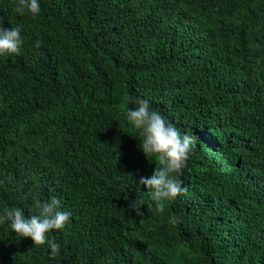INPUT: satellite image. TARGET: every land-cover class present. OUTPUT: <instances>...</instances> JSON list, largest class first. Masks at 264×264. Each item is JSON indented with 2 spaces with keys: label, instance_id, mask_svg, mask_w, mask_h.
Here are the masks:
<instances>
[{
  "label": "trees",
  "instance_id": "16d2710c",
  "mask_svg": "<svg viewBox=\"0 0 264 264\" xmlns=\"http://www.w3.org/2000/svg\"><path fill=\"white\" fill-rule=\"evenodd\" d=\"M15 4L0 0L25 41L0 57V210L56 196L72 215L54 259L0 224V264H264V0ZM140 98L197 137L163 214L137 183L159 163L124 120Z\"/></svg>",
  "mask_w": 264,
  "mask_h": 264
},
{
  "label": "clouds",
  "instance_id": "9594fccd",
  "mask_svg": "<svg viewBox=\"0 0 264 264\" xmlns=\"http://www.w3.org/2000/svg\"><path fill=\"white\" fill-rule=\"evenodd\" d=\"M14 11L20 16L35 18L41 12L40 0H16ZM4 20L0 18V57L19 55L25 43L22 29L20 26L4 27ZM40 44L39 40L35 41L37 48ZM124 120L137 134L133 136L138 138L143 154L159 163L150 176H141L137 183L146 189L156 211L163 214L169 203L187 193L182 179L183 169L197 137L192 132H181L165 115L153 109L147 99H137L136 107L126 109ZM25 198H29V194H25ZM30 199L29 215L26 216L20 207L3 208L0 210V224L7 223L20 238H31L34 246L47 245L49 259H54L60 254V245L49 238V233L64 229L72 214L62 210L61 200L56 196L44 201L31 195ZM144 204V198L137 197L130 207L138 210ZM169 222L175 224L177 218L170 216Z\"/></svg>",
  "mask_w": 264,
  "mask_h": 264
}]
</instances>
